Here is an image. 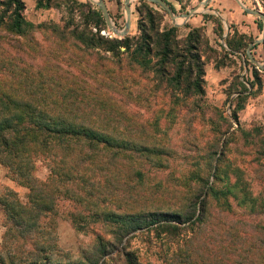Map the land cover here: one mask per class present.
<instances>
[{"label":"trees","instance_id":"1","mask_svg":"<svg viewBox=\"0 0 264 264\" xmlns=\"http://www.w3.org/2000/svg\"><path fill=\"white\" fill-rule=\"evenodd\" d=\"M34 1L36 10H60V23L33 25L23 0H0V165L28 190L26 204L8 188L0 196V264H58L50 244L57 216L79 230L92 221L93 246L77 264H153L136 244L155 248L153 234L160 246L180 240L162 264H264V228L234 217L235 208L256 206L230 156L235 142L254 145L238 120L263 87L246 55L252 37L230 25L229 52L222 48L223 57L242 53L257 81L247 79L249 95L238 82L231 132L221 110L205 107V67L220 53L204 26L185 25L181 35L165 24V12L140 0L136 33L116 38L88 1ZM211 18L221 38V21ZM207 113L224 129L196 127ZM188 154L197 162L189 176L184 167L175 184L150 177L176 174ZM38 162L48 170L45 181L36 177ZM255 166L263 190L264 164ZM60 199L72 203L70 212L58 210Z\"/></svg>","mask_w":264,"mask_h":264},{"label":"rangeland","instance_id":"2","mask_svg":"<svg viewBox=\"0 0 264 264\" xmlns=\"http://www.w3.org/2000/svg\"><path fill=\"white\" fill-rule=\"evenodd\" d=\"M26 5V10L24 12L25 19L27 22L32 23L33 25H40V24H59L62 18V12L56 8H51L48 10H36L35 8V1L34 0H23ZM81 2H86V0H78ZM97 1V0H95ZM140 0H132L130 2V8L132 11V22H131V29L130 35H134L137 31V23L139 19V15L136 11V8L139 6ZM174 8V15L177 16L176 23L177 24H186L192 27L194 24H198L199 22H204L207 26H204L205 35L211 45L212 48L217 50L220 55H217V61L224 63L226 66L222 67L221 69L216 68V62L213 59L212 62H209L207 65L213 67V72L224 70L226 77L224 80L221 81L219 86L222 88V99L220 100V104L217 99V86L211 84L209 85L208 82H205V107L207 111H212V109H218L222 111L223 116H225L231 123V132L238 127V124L232 117V110L234 105L237 103L236 98L238 93H234L236 90H240L241 87L238 85V82H243L246 87L250 86L247 79L249 81H254L253 76L251 73L246 74L244 71H240L239 66L242 65L244 62L247 66L245 56L242 53H238L240 60H236V57L227 56L223 57L222 48L225 51L229 52V49L225 43V39H223L224 35L226 34V26H228L229 21V3L223 4L217 0L209 1L206 6H201V3L205 0H165ZM57 4H62V0L56 1ZM107 10L111 16L112 22L114 23L117 30L121 31L126 22V14L124 10L123 2L124 0H104ZM148 3V2H147ZM243 3V2H242ZM56 5V4H55ZM243 5L246 8L252 10H259L261 13L264 14V0H245ZM96 6V5H94ZM153 6L161 11L164 12L161 8L157 5ZM97 7V6H96ZM170 7V6H169ZM198 7L197 14L192 17L189 21L184 22L181 15L186 14L189 12L190 9ZM236 7V6H235ZM97 9H99L97 7ZM203 15L210 17L204 21ZM216 18L221 21L223 27V36L221 38L217 37V24H215L214 20L211 18ZM260 20V18H258ZM261 21V20H260ZM165 24L172 25V22L168 15L164 17ZM232 26L235 28V24L231 23ZM208 29H213L212 37H214V41L212 42L209 40ZM261 29L262 26L259 28V39L261 37ZM189 29H182L180 31L181 35L187 34ZM108 31V30H107ZM215 31V32H214ZM240 33V32H239ZM34 36L37 40H42L41 33L35 32ZM252 36V35H251ZM26 37V36H25ZM220 45V46H219ZM248 48V47H247ZM257 56V53H255ZM215 57V56H214ZM248 58V57H247ZM261 65L264 66V54L261 53L258 59ZM250 62V61H249ZM243 67V65H242ZM250 69V68H249ZM248 69V70H249ZM260 76V80L262 81V86L264 87V71L258 73ZM211 77L208 75V80ZM251 87V86H250ZM262 87V88H263ZM248 88V87H247ZM231 89L233 92L230 97L226 95V91ZM254 91V90H253ZM252 90H248L247 92H243V95H249ZM217 117H214L211 114H205V122L202 124H196V127L200 129H204L207 127L217 126V129H224L220 128L221 124L217 123ZM238 120L242 129L250 132L251 142L254 145H248V148L243 147V142L239 141L234 143L235 146L232 145V153L233 160H235L233 167H238L241 169L240 176L242 179L247 183L248 190L251 193V197L255 199L253 206L256 208L251 211L244 208H235L234 217L240 221L249 223L253 226H260L264 228V189L262 190L260 181L256 178L257 174L259 173L257 167L255 166L258 163L264 164V88L258 95H251L245 102L244 109L238 113ZM208 121V122H207ZM211 122H214L211 123ZM252 146V148H251ZM235 151V154L233 153ZM192 155L188 154L186 157L182 158L183 163L186 166H181L176 168V174L172 175L173 173H168L166 171L157 174L152 171V175L154 176L152 179L153 181H160L162 179L163 182H171L173 184L177 183L178 177L184 175L189 176L195 170V165L197 162L192 160ZM185 167V168H184ZM184 168L183 175H179V171ZM257 169V170H256ZM151 173V172H150ZM171 175V176H170ZM36 177L41 180L45 181L48 177V170L42 162H38L36 166ZM214 177L212 176L211 181H213ZM8 188L16 193L18 200L26 204L27 203V195L28 190L24 187L17 185L9 176L8 171L6 168L0 165V196L4 192L3 189ZM58 210L61 213H68L72 210V203L68 200L60 199L57 202ZM4 220H5V213L3 208L0 206V246L3 240V234L5 232L4 227ZM43 225L49 222L48 219H43ZM53 222L55 223L54 226V237L50 244L54 245V249L52 251V260L56 263L61 264H77L80 261V252L85 250L90 252L93 246V239H94V231L92 230L93 224L92 221H89L88 224H84V229L81 228L80 230L76 227L75 224H72L68 219L63 218L62 216H57L53 218ZM187 233V232H186ZM160 237L153 234L150 235V239L153 244L157 243L155 248L147 249V243L140 242L139 248L140 253L144 255V257L149 258V260L153 261V264H162V261L169 257L172 250H174L177 246L178 241L177 237L173 238H164L163 239V246L161 244L158 245ZM144 241V239H143ZM146 241V240H145Z\"/></svg>","mask_w":264,"mask_h":264},{"label":"crops","instance_id":"3","mask_svg":"<svg viewBox=\"0 0 264 264\" xmlns=\"http://www.w3.org/2000/svg\"><path fill=\"white\" fill-rule=\"evenodd\" d=\"M217 1H220L223 4L229 3V14H228L229 32H228V34L232 32L230 29V25L233 22V24H235L236 30L238 32H240V34L247 35L249 38L252 37L253 41L251 43L256 41L258 38V35H259V31H258L259 28H258V24H257L258 20H259L258 17L249 15L245 11H243L241 9V7L238 5L236 0H217ZM239 2L245 3V0H239ZM178 25H180L179 28L186 29V28H184V26L186 25L185 23L184 24L183 23L178 24ZM199 26H207V24H205L204 22H202V23L199 22L198 24H194L192 27H199ZM207 31L209 34L208 35L209 40H211L213 42L214 41V39H213L214 37H212L213 29H208ZM261 33H262V29H261ZM255 53H257V56L255 55ZM261 53L264 54V39H263L262 43L257 44L256 46H254L251 49L252 57L260 65H261V63L258 59H259V56ZM235 54L239 55L238 53H235ZM242 65H243V69L246 72V74L251 73V68L249 69V66H246V64L244 62H242ZM261 66H263V65H261ZM248 69H249V71H248ZM256 69H258V72L264 71V69H260L257 67H256ZM208 75L211 77V79H209V80H208ZM225 77H226V74H225V71L223 69L220 71L213 72V67L206 65V67H205V82H208L209 85L213 84V85L217 86V99H218L219 104H220V100H223L222 99L223 95H222V91H221L222 88L219 86V84L221 83L222 80L225 79ZM247 87H248V90H252V88L250 86H247ZM263 88H262V91H263Z\"/></svg>","mask_w":264,"mask_h":264},{"label":"water","instance_id":"4","mask_svg":"<svg viewBox=\"0 0 264 264\" xmlns=\"http://www.w3.org/2000/svg\"><path fill=\"white\" fill-rule=\"evenodd\" d=\"M86 1H88L89 3H91L93 5H96L99 8V10L101 11L102 16L106 22L108 33L111 36L116 37V38H124V37L129 35L130 29H131V22H132L131 21L132 20V18H131L132 17V11L130 8V2L132 0H124V2H123L125 14H126V22H125L124 28L121 31L117 30L114 23L112 22L111 16L107 10V7L105 5L104 0H97V1L86 0ZM142 1H146L148 3H152L154 5H157L159 8H161L168 15L173 26L180 27V25H178L176 23V20L178 17L174 15L172 9L169 7V5L164 0H142ZM209 1H211V0H205L204 2L201 3V6H206V4ZM236 1L243 11H245L249 15L256 16V17L260 18V20L262 21L261 37L259 39H257L256 41H254L253 43H250L248 45L246 55H247L249 61L254 66H256L257 68H260V69H264V66H261L252 57V54H251V49L254 46H256L257 44L262 43L263 39H264V14L261 13L259 10H252V9L246 8L242 3L239 2V0H236ZM197 10H198V7H194L192 9H190L188 13L181 15L180 18H182L184 20V22H187L197 14ZM228 32H229V28H228V26H226V34L224 35L223 39H225L227 37Z\"/></svg>","mask_w":264,"mask_h":264}]
</instances>
